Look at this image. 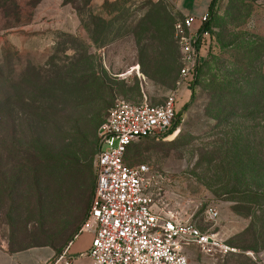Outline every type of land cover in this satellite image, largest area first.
<instances>
[{
    "label": "rangeland",
    "instance_id": "374dc122",
    "mask_svg": "<svg viewBox=\"0 0 264 264\" xmlns=\"http://www.w3.org/2000/svg\"><path fill=\"white\" fill-rule=\"evenodd\" d=\"M40 1L0 0V252L86 248L91 233L73 235L94 194L99 126L118 100L164 103L179 78L182 16L171 0H52V18L37 15ZM214 14L222 64L194 91L179 88L178 128L134 144L127 162L157 172L160 205L241 251L209 260L190 246L193 261L260 264L243 251L264 254V105L251 100L264 95V52L238 70L233 46L264 38V0H215ZM212 76L227 78L223 104H212ZM210 204L215 221L204 217Z\"/></svg>",
    "mask_w": 264,
    "mask_h": 264
},
{
    "label": "built area",
    "instance_id": "2783aa9c",
    "mask_svg": "<svg viewBox=\"0 0 264 264\" xmlns=\"http://www.w3.org/2000/svg\"><path fill=\"white\" fill-rule=\"evenodd\" d=\"M209 17L189 15L176 24L181 69L177 87L167 100L155 105L118 100L98 128L94 194L78 230L93 234L85 253L90 264H202L188 257L190 246L206 259L241 253L217 233L200 229L179 210L160 205L156 200L157 172L146 163L128 165L125 161L135 141L164 140L175 132L171 130L177 120L179 88L197 76L201 63L198 40L207 35L201 28ZM197 21L200 26L195 29ZM204 217L206 221L217 220V207L207 205ZM243 253L264 264V254ZM52 264L78 263L66 248Z\"/></svg>",
    "mask_w": 264,
    "mask_h": 264
},
{
    "label": "trees",
    "instance_id": "16d2710c",
    "mask_svg": "<svg viewBox=\"0 0 264 264\" xmlns=\"http://www.w3.org/2000/svg\"><path fill=\"white\" fill-rule=\"evenodd\" d=\"M214 5H215V0L212 2L211 8H210V17L209 20L202 26L201 31L203 33H207L206 36H201L198 40V50L201 54V63L200 66L198 68V72H197V76L196 78L190 83L192 91H194V86L196 84V82L204 75L207 74V72L212 71L214 68L218 69L220 67V65L222 64V59L213 55V50H214V44L217 41V37H216V32L214 31V28H216L215 26V21L217 19V16L214 14ZM183 17H181L179 19V22L183 21ZM178 22V23H179ZM176 26V25H175ZM176 32V30H175ZM252 39H248L246 41L243 42H237L233 47L236 48L235 51H237L238 57H236V62H238L237 64V69L238 70H243L244 68L248 67L251 71L253 69V65L256 63L258 56H256V53L258 51V49L260 48L263 52H264V38H261L259 36H255L252 37ZM178 41V39H177ZM179 44V42H178ZM179 46V54H180V45ZM225 49V48H224ZM227 50V49H226ZM230 51V50H227ZM207 52V56L206 53ZM264 55V53H263ZM206 56V57H205ZM260 57V56H259ZM180 69H181V63H180ZM180 69H179V74H180ZM206 69V72L204 71ZM261 73V71H259V74ZM264 73V72H263ZM262 73L261 78L264 79V74ZM260 76L257 77V80L260 79ZM213 77V82L212 87L215 88V90H212L211 92V97L212 98V104L213 102H218L223 104L225 99L227 98V95H225V88L227 89V83H226V79H224L223 81H216L218 78V76H212ZM256 79H254L252 76H249L248 79L246 80L249 84H252ZM245 81V80H241V78H237L235 81V85L236 86H240V82ZM230 85V84H229ZM232 86V84H231ZM252 86V85H249ZM252 90V89H250ZM250 96L247 95L246 99H248ZM168 98V97H167ZM167 100V99H166ZM251 100H254L252 102H255V107L260 106V105H264V95H261L259 97V99H256L255 97ZM135 104V103H134ZM151 105H155V104H151ZM216 108V104L214 105ZM179 117V112L177 113V118ZM180 118V117H179ZM180 119H177L171 132L175 131L178 128V123H179ZM143 139L137 140L134 143H132L130 145L133 146L134 144L140 142ZM128 148L127 152H126V156H125V161L128 165H131L127 162V155L129 153V149ZM97 148V147H96ZM82 158H78V160H80ZM75 161L74 162V168L75 169H79L80 167L83 169L85 166H82L81 163L79 161ZM140 164V163H139ZM86 168V167H85ZM75 169H70L71 171H74ZM94 169V168H93ZM91 168H87V172L91 173ZM94 174H95V169H94ZM260 198L264 199V185L263 187L260 189ZM79 228L76 230V232L74 233L73 237L78 233ZM229 243V242H228ZM231 244V243H229ZM232 245V244H231ZM188 254V252H187ZM235 256L234 255H230L228 257L225 258H231ZM188 257L191 259L190 255L188 254ZM223 258V259H225ZM220 258L217 259H209V260H218ZM192 260V259H191Z\"/></svg>",
    "mask_w": 264,
    "mask_h": 264
},
{
    "label": "crops",
    "instance_id": "0c3cea01",
    "mask_svg": "<svg viewBox=\"0 0 264 264\" xmlns=\"http://www.w3.org/2000/svg\"><path fill=\"white\" fill-rule=\"evenodd\" d=\"M62 0H57L60 2ZM102 0H93L92 3H99ZM175 3L181 16H194L199 19L202 16L210 13V8L214 0H171ZM52 0H41L36 7L37 15H47L52 18ZM56 10V9H55ZM200 26L199 21L195 22L194 28ZM187 90V86L183 91ZM91 233V232H90ZM93 234L91 233L89 244L86 248L79 251H71L68 246L59 248L54 246H34L14 253L0 252V264H52L56 258L67 248L68 254L76 258L78 264H90V260L85 253L91 246ZM71 242V240H70ZM70 244V243H69ZM79 252V254H78Z\"/></svg>",
    "mask_w": 264,
    "mask_h": 264
}]
</instances>
